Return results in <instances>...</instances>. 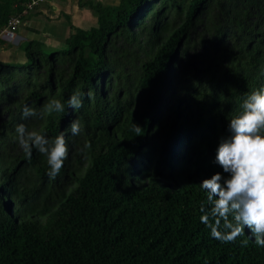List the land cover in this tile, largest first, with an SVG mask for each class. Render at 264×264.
<instances>
[{"label":"trees","instance_id":"obj_1","mask_svg":"<svg viewBox=\"0 0 264 264\" xmlns=\"http://www.w3.org/2000/svg\"><path fill=\"white\" fill-rule=\"evenodd\" d=\"M29 2L0 0V32ZM111 4L81 5L96 26L60 48L25 41V62L0 61V264H264L248 229L225 243L200 219L229 120L264 89V0ZM53 98L64 111L40 115ZM21 123L65 134L55 180L44 155L20 148Z\"/></svg>","mask_w":264,"mask_h":264},{"label":"clouds","instance_id":"obj_2","mask_svg":"<svg viewBox=\"0 0 264 264\" xmlns=\"http://www.w3.org/2000/svg\"><path fill=\"white\" fill-rule=\"evenodd\" d=\"M92 95L88 93L90 99ZM81 97L77 89L68 105L80 109L83 106ZM63 111L64 104L53 98L42 106L40 115ZM22 115L28 118L38 113L24 105ZM135 130L139 132L141 128L137 125ZM70 131L73 136L81 134L82 125L78 119L71 122ZM16 133L18 144L29 159L33 148L46 157L47 175L55 180L69 156L65 134L62 132L50 140L40 132L28 130L23 123L17 125ZM227 133L221 137L213 161L223 172L201 183L208 193L209 205L200 209L201 223L211 229L213 238L225 243L234 242L248 229L254 242L264 247V89L247 95L239 114L229 120ZM84 147L87 149L91 145L86 143Z\"/></svg>","mask_w":264,"mask_h":264},{"label":"crops","instance_id":"obj_3","mask_svg":"<svg viewBox=\"0 0 264 264\" xmlns=\"http://www.w3.org/2000/svg\"><path fill=\"white\" fill-rule=\"evenodd\" d=\"M90 0H46L25 18L19 26L15 46L7 42L0 50V61L19 62V45L27 41H39L46 47L60 48L73 32V28L89 29L96 26L97 19L86 7H81ZM97 1V0H96ZM112 3L116 0H98ZM23 59L24 55H22Z\"/></svg>","mask_w":264,"mask_h":264},{"label":"built area","instance_id":"obj_4","mask_svg":"<svg viewBox=\"0 0 264 264\" xmlns=\"http://www.w3.org/2000/svg\"><path fill=\"white\" fill-rule=\"evenodd\" d=\"M45 2V0H30V2L26 5V9L22 11L21 14H19L17 17H12L8 24L7 27H5L1 32H0V39L5 41V42H11L17 37L16 32L23 23L21 20L23 17L27 16L28 12H32L35 9H33L35 6L39 7Z\"/></svg>","mask_w":264,"mask_h":264},{"label":"rangeland","instance_id":"obj_5","mask_svg":"<svg viewBox=\"0 0 264 264\" xmlns=\"http://www.w3.org/2000/svg\"><path fill=\"white\" fill-rule=\"evenodd\" d=\"M89 2H92V3L95 2V4H96L97 2H100V1H98V0H97V1H96V0H90ZM85 3H86V2H85ZM85 3H84V4H85ZM112 3H114V2H112ZM110 5H114V4H111V3H110ZM17 42H19V41H18V37H15V39H14L13 41H11L10 43H11L12 46H13V45L15 46V44H17ZM5 43H7V42H5ZM43 49H45V48H43ZM18 50H19V49H18ZM45 50H46V49H45ZM22 55H24V54H23V52H22V50H21V52H19V56H20L19 59H20V60H19V62H17V63H19V64H21V63H23V62L26 61V59L21 58ZM24 58H25V57H24Z\"/></svg>","mask_w":264,"mask_h":264}]
</instances>
